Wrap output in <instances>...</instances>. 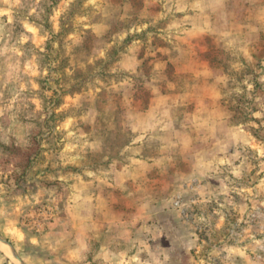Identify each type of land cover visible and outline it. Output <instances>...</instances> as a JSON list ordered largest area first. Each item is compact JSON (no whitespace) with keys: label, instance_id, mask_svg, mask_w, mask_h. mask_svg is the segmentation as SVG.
Instances as JSON below:
<instances>
[{"label":"crops","instance_id":"1","mask_svg":"<svg viewBox=\"0 0 264 264\" xmlns=\"http://www.w3.org/2000/svg\"><path fill=\"white\" fill-rule=\"evenodd\" d=\"M138 5L124 2V15L137 18L127 29L140 37L124 34L130 46L122 62L131 76L112 87L119 97L108 99L106 110H117L133 139L121 156L107 158L105 170L91 164L68 223L82 246L89 240L98 258L113 264H188L195 240L174 208L179 193L192 188L211 200L225 169L241 191L264 189V71L257 68L264 66V0ZM97 29L110 30L102 23ZM150 45L154 51L142 57L138 48ZM235 52L244 70L221 59ZM242 92L246 98L238 100ZM93 109L96 122L102 113ZM94 143L92 153L101 147Z\"/></svg>","mask_w":264,"mask_h":264},{"label":"rangeland","instance_id":"2","mask_svg":"<svg viewBox=\"0 0 264 264\" xmlns=\"http://www.w3.org/2000/svg\"><path fill=\"white\" fill-rule=\"evenodd\" d=\"M124 2L0 0V237L10 245L0 241V264H113L89 240L82 246L68 219L91 164L105 170L107 158L121 156L133 139L117 110L106 114L108 99L119 97L112 87L131 76L123 68L124 34L140 37L127 29L137 18L124 15ZM97 23L110 30L94 31ZM154 48L138 49L148 57ZM237 54L220 56L244 70ZM257 68L264 71L262 63ZM91 108L102 113L96 122ZM95 141L101 147L92 153ZM225 170L211 200L191 188L174 201L194 235L188 264H264V189L241 191Z\"/></svg>","mask_w":264,"mask_h":264},{"label":"water","instance_id":"3","mask_svg":"<svg viewBox=\"0 0 264 264\" xmlns=\"http://www.w3.org/2000/svg\"><path fill=\"white\" fill-rule=\"evenodd\" d=\"M0 241H1L2 243L6 244V245H9L8 242H7L6 240H4L2 237H0ZM9 246H10V245H9ZM11 250H12V253L15 255V257H16L17 259H20L19 256L14 252V250H13V249H11Z\"/></svg>","mask_w":264,"mask_h":264},{"label":"built area","instance_id":"4","mask_svg":"<svg viewBox=\"0 0 264 264\" xmlns=\"http://www.w3.org/2000/svg\"><path fill=\"white\" fill-rule=\"evenodd\" d=\"M176 206H179V201L176 202Z\"/></svg>","mask_w":264,"mask_h":264},{"label":"bare ground","instance_id":"5","mask_svg":"<svg viewBox=\"0 0 264 264\" xmlns=\"http://www.w3.org/2000/svg\"><path fill=\"white\" fill-rule=\"evenodd\" d=\"M2 247V246H1ZM2 249H4L3 247H2Z\"/></svg>","mask_w":264,"mask_h":264}]
</instances>
